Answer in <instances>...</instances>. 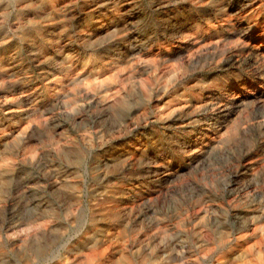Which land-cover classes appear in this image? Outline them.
Returning a JSON list of instances; mask_svg holds the SVG:
<instances>
[{
	"label": "rangeland",
	"instance_id": "1",
	"mask_svg": "<svg viewBox=\"0 0 264 264\" xmlns=\"http://www.w3.org/2000/svg\"><path fill=\"white\" fill-rule=\"evenodd\" d=\"M263 211L264 0H0V264H237Z\"/></svg>",
	"mask_w": 264,
	"mask_h": 264
},
{
	"label": "bare ground",
	"instance_id": "2",
	"mask_svg": "<svg viewBox=\"0 0 264 264\" xmlns=\"http://www.w3.org/2000/svg\"><path fill=\"white\" fill-rule=\"evenodd\" d=\"M234 223L231 222H229L228 224L226 223L225 227L223 226L216 230L217 231L216 234H218L217 237L218 245L223 249L224 247L227 248L228 254H230L233 257V259L238 262L237 264H264V220L262 221L257 218H251L250 220L251 224L249 225L251 226L250 232H248L247 231L248 229H246L245 227H244L245 229H242V227L236 229ZM236 227H239V224ZM215 249H216L215 246H213V244L210 243L198 244V246L196 247V257H195V261L197 262V264L200 263L201 260H205L207 257H209ZM42 250H43L42 246L36 245L32 248L31 251L34 255H39L42 252ZM213 264H223V261L217 260Z\"/></svg>",
	"mask_w": 264,
	"mask_h": 264
}]
</instances>
